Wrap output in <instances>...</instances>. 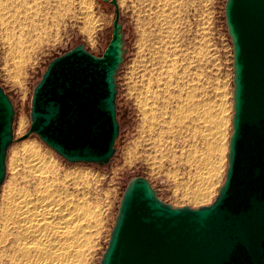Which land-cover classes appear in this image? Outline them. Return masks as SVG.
Listing matches in <instances>:
<instances>
[{"label": "water", "instance_id": "water-1", "mask_svg": "<svg viewBox=\"0 0 264 264\" xmlns=\"http://www.w3.org/2000/svg\"><path fill=\"white\" fill-rule=\"evenodd\" d=\"M101 55L77 44L53 58L32 88L30 126L69 164L107 165L115 154L116 74L124 60L117 0ZM232 52V116L224 178L198 207L162 201L134 176L121 195L99 264H264V0H226ZM14 106L0 84V188L12 145Z\"/></svg>", "mask_w": 264, "mask_h": 264}, {"label": "bare ground", "instance_id": "bare-ground-1", "mask_svg": "<svg viewBox=\"0 0 264 264\" xmlns=\"http://www.w3.org/2000/svg\"><path fill=\"white\" fill-rule=\"evenodd\" d=\"M176 1H161L164 6L152 11L146 22L150 29L143 34V40L150 45L155 71L151 69L154 73L139 90L138 100L150 147L170 164L183 166L188 174L180 179L179 197L199 202L211 192L225 148V95L217 85L216 96H211L213 85L202 74V58L198 59L199 65L191 66V61H186L190 59L187 53L176 49L177 44L172 45L173 38L179 35L171 10ZM69 2L0 0V30L10 34L15 48L25 54L24 64L35 61L42 46L49 42ZM90 23L86 22L87 30ZM181 36L182 33L176 37ZM200 47H192L195 57L201 55ZM13 159L10 181L0 196V264L91 261L104 225L101 200L92 192L89 178L81 173H58L32 144Z\"/></svg>", "mask_w": 264, "mask_h": 264}, {"label": "rangeland", "instance_id": "rangeland-1", "mask_svg": "<svg viewBox=\"0 0 264 264\" xmlns=\"http://www.w3.org/2000/svg\"><path fill=\"white\" fill-rule=\"evenodd\" d=\"M85 1L88 3L87 5L82 0H70L64 9L59 28L53 30L49 42L42 46L37 58L30 64H24L22 61L24 53L15 48L14 42L10 41L13 40L9 36L10 34L0 30V84L11 99L15 112L14 141L7 152L6 178L0 188V196L3 186L11 178L10 163L16 156L24 154V148L30 144L38 147L43 159L53 167L55 166L57 172L60 171L58 173L70 172L86 175L92 184V192H96L101 200L100 207L103 211L104 225L98 244L95 245L90 256L91 261L89 258L86 264H99L114 224L121 195L128 181L134 176L141 175L147 178L156 190L158 197L173 206L198 207L208 205L214 200L223 182L226 168L233 104V52L224 21L226 0H177L175 5L173 4L174 8L171 9L173 14L172 12L171 14L172 18L174 17L173 20L177 21L175 23L176 32L179 35L182 33L183 36L177 39L179 37L177 34L178 37L175 36V40L173 38L172 42H175L172 45H178L176 49L180 48L178 50L187 53L191 60L186 59V61H191V66L199 65V57L202 58L200 60L202 74L204 78L208 77L213 85L210 87V94L214 98L216 96L214 88L217 85V89L218 87L219 89L223 88L225 113L227 114L223 138L225 148L210 194L204 201L203 199L199 202L182 201L179 197L180 179L188 177V174L183 166L170 164L150 147L138 100L139 90L145 87L143 84L154 73L152 70L155 71V59L153 60V55H151L150 45L143 40V34L150 29L146 22L151 18L152 11L164 6L163 0H153L154 3L151 0H117L125 53L124 60L115 77L117 119L120 124L115 154L112 160L103 166L69 164L47 148L35 135L22 140L21 137L27 133L30 126L29 105L32 88L47 64L53 58L64 54L80 43L88 52L99 56L111 38L112 22L115 16L114 7L102 0ZM157 2L159 4H155ZM165 8L167 7L165 6ZM167 9L169 10V8ZM88 20L92 23V29L89 28V30L86 29ZM7 36H9L8 41H6ZM185 45L188 49L184 47ZM195 45L201 46L200 56H194L196 51L192 47ZM177 58L179 60L181 56ZM147 74L149 75L147 76Z\"/></svg>", "mask_w": 264, "mask_h": 264}]
</instances>
